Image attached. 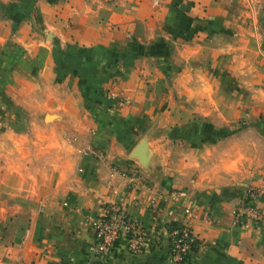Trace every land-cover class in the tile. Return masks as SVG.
Listing matches in <instances>:
<instances>
[{"label": "crops", "instance_id": "crops-1", "mask_svg": "<svg viewBox=\"0 0 264 264\" xmlns=\"http://www.w3.org/2000/svg\"><path fill=\"white\" fill-rule=\"evenodd\" d=\"M8 11L1 76L11 33L10 78L55 83L48 108L85 141L56 122L0 124V264H264V89L251 105L243 91L244 66L264 70V0H12ZM249 187L257 218L245 228L235 212ZM177 189L191 217L168 198ZM112 202L148 230L188 224L197 251L178 263L166 244L131 254L122 240L94 258L89 221Z\"/></svg>", "mask_w": 264, "mask_h": 264}, {"label": "built area", "instance_id": "built-area-1", "mask_svg": "<svg viewBox=\"0 0 264 264\" xmlns=\"http://www.w3.org/2000/svg\"><path fill=\"white\" fill-rule=\"evenodd\" d=\"M258 190L249 187L247 195L236 209L235 219L242 222L245 228L256 223L257 216L253 201ZM173 203L185 202L184 214H193V200L186 189L173 190L168 194ZM93 231L94 241L89 247V253L96 259H105L110 255L115 245L124 240L131 254H138L145 250L167 245V253L173 262H183L189 258L191 245L198 242L193 229L186 223L172 226L170 224H156L146 229L140 222L124 213L118 203L112 202L102 208V213L89 221Z\"/></svg>", "mask_w": 264, "mask_h": 264}, {"label": "rangeland", "instance_id": "rangeland-1", "mask_svg": "<svg viewBox=\"0 0 264 264\" xmlns=\"http://www.w3.org/2000/svg\"><path fill=\"white\" fill-rule=\"evenodd\" d=\"M11 1L12 0H0V9L2 11H5V14L6 12H9L8 7L10 6ZM8 14L11 15V13ZM8 37V41L5 43L3 50L4 66L2 67V69L4 70V75L1 76L2 73H0V124L8 125L11 124V122H18L27 123L29 125L31 123L37 124L42 127V124L56 122L64 126L63 134L68 141L72 140L84 143L85 136H80L79 133L74 130V121L70 116L65 114L62 115L61 113L58 114V110L48 108V90L51 89L55 90L57 93H61V89L58 88L55 83H49L44 79L39 78H37L33 82H27L26 78L17 76L15 72L13 73L15 75L14 79L10 78L9 73L13 68L12 66L10 67V65L15 63L14 61L17 59L18 53H13V51L9 49V47H13L12 41L10 40L12 34L10 33ZM235 38H237V36H235ZM252 70L253 74H250V67L244 66V71H248L243 75L245 80V87L243 91L245 93L244 95L248 97L247 105L254 104L255 101H258L256 97V94L258 93L256 90H258L259 87H263L264 89V70L259 69L258 75L254 74L256 72H254V68ZM249 92L252 93L251 98H249ZM259 96L264 97V91ZM245 103L246 102L244 100V104ZM19 105L25 108L27 115L25 113H22L24 111L19 107L18 110L22 111L18 115V119H15L13 116H11V113ZM50 110L51 112L56 113V115L46 114L49 113ZM30 133H32V135H36L37 137L43 136L42 130H40L39 128L38 130ZM74 148L77 149L76 147ZM76 153H78V151Z\"/></svg>", "mask_w": 264, "mask_h": 264}, {"label": "trees", "instance_id": "trees-1", "mask_svg": "<svg viewBox=\"0 0 264 264\" xmlns=\"http://www.w3.org/2000/svg\"><path fill=\"white\" fill-rule=\"evenodd\" d=\"M170 225H172V226H176L177 224L176 223H172V224H170ZM198 244V242H196V243H194V244H192L191 245V253H190V255H189V257H191L196 251H197V248H198V246L199 245H197ZM184 262V261H183ZM180 263H182V262H180Z\"/></svg>", "mask_w": 264, "mask_h": 264}]
</instances>
